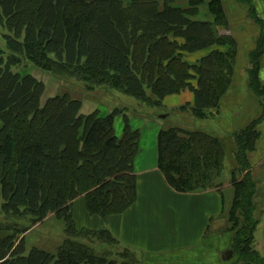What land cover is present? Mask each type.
I'll use <instances>...</instances> for the list:
<instances>
[{"label":"trees","instance_id":"1","mask_svg":"<svg viewBox=\"0 0 264 264\" xmlns=\"http://www.w3.org/2000/svg\"><path fill=\"white\" fill-rule=\"evenodd\" d=\"M240 1L253 8L252 0ZM0 22L14 33L4 36L10 55L0 46V264H138L137 253L121 245L106 221L137 200L141 130L123 109L82 113L81 99L71 92L44 101V83L13 67L27 59L155 107L190 90L193 103L179 109L205 119L221 108L239 50L227 32L223 0H0ZM263 54L261 41L251 53L249 88L264 106L258 76ZM263 119L264 108L235 131L232 169L218 136L163 126L157 137L158 167L178 192L218 189L224 198L222 178L229 169L233 194L226 217L235 264H264L254 245L259 220L250 155ZM78 201L100 218L99 228L78 226ZM48 216L64 228L54 250L30 244L25 235Z\"/></svg>","mask_w":264,"mask_h":264},{"label":"crops","instance_id":"2","mask_svg":"<svg viewBox=\"0 0 264 264\" xmlns=\"http://www.w3.org/2000/svg\"><path fill=\"white\" fill-rule=\"evenodd\" d=\"M223 3L229 19L227 32L237 40L239 50L233 81L222 100L217 126L231 136L236 128L245 126L248 120L250 123L252 115L262 112L260 98L250 90L248 82L251 53L259 42L264 44V0H252L251 9L240 0H223ZM258 76L264 84V56ZM193 101L194 93L186 90L167 97L162 106L179 111ZM94 109L87 110V114ZM162 125L156 123L153 138L140 139V151L135 160L136 202L125 212L111 215L106 226L123 247L137 253L138 264H235V260L223 258L231 241L224 217L228 204L225 194L223 198L218 189L178 192L167 182L158 167L157 137ZM259 127L263 138L251 156L253 171L264 160V121ZM229 136L221 139L227 151V165L232 169L237 163L234 138ZM74 214L80 226H101L100 218L89 215L83 201L75 204Z\"/></svg>","mask_w":264,"mask_h":264},{"label":"rangeland","instance_id":"3","mask_svg":"<svg viewBox=\"0 0 264 264\" xmlns=\"http://www.w3.org/2000/svg\"><path fill=\"white\" fill-rule=\"evenodd\" d=\"M9 33L10 32L8 31L6 25H2V23L0 22V46L5 51V57L10 55V51L7 48V42L4 38V36ZM10 34L14 35L13 32ZM23 38L24 36L22 35L19 39L22 40ZM13 70L19 71L24 74L32 73V75H34L39 81H42L45 85V91L43 94L44 101L56 94L71 92L74 96L81 99V111L83 112V110H85L84 114H87V110H92L94 108L100 109L103 113H108L115 108H118V110L123 109L128 115L132 125L134 127H138L141 130V138H153L151 134L157 122H161L163 124L161 127L181 126L188 130H202L220 138H226L229 136L225 132V130L222 131L217 126L218 115L222 114V108L219 111L214 110L213 112L209 113L208 117H206L205 119H199L196 118L190 110L181 111L179 109L178 111L177 109L172 110L164 106H151L133 96L127 95L109 86L89 87V85H86L82 81L79 82L76 79L70 80L64 78L63 76L37 68L33 66L27 59H23V61L19 65L14 66ZM262 99H264V97ZM259 102V110L262 111L264 106L261 103V99H259ZM259 116L260 112L259 114L252 115L251 121L257 119ZM236 120L239 121L240 118L236 116ZM263 121L264 119L260 122V124ZM248 124L249 120L247 121V124L245 126L236 128L235 131H239L245 128ZM122 128V117H118V134H121ZM231 133V136H233L234 133ZM154 138H156V136H154ZM260 138H263L262 134ZM250 155L253 156L254 154L251 153ZM251 171L254 180L257 182V193L255 195V204L257 208L255 215L259 220V224L255 232L254 245L255 249L264 257V160L256 166L254 171L253 169H251ZM239 176L241 177L243 176V174ZM222 181V191H224V194L228 200L224 216L227 219L226 214L228 213V210L230 208L233 194V187L231 184L229 169L223 176ZM3 203L4 199L2 198V196H0V221H4L5 218L4 214L1 211ZM226 224L228 225V221ZM78 226L83 227L79 224ZM228 228H230L229 225ZM226 231L231 234L232 237V233L228 229ZM228 233L224 234L225 239L226 236H228ZM25 235L27 238H29L30 244H36V246L46 250H54L62 242V237L64 235L63 223L59 221L55 216H48L42 222L33 225V227L30 228ZM227 247V250H225L223 254H225V252L228 250H232L231 241ZM232 260H234V258Z\"/></svg>","mask_w":264,"mask_h":264},{"label":"water","instance_id":"4","mask_svg":"<svg viewBox=\"0 0 264 264\" xmlns=\"http://www.w3.org/2000/svg\"><path fill=\"white\" fill-rule=\"evenodd\" d=\"M224 260H230L233 258V251L232 250H228L225 252L224 256H223Z\"/></svg>","mask_w":264,"mask_h":264}]
</instances>
